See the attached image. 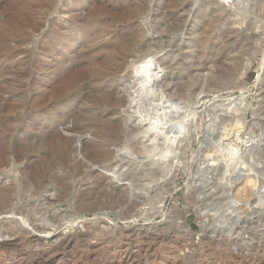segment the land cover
<instances>
[{
	"label": "rangeland",
	"instance_id": "obj_1",
	"mask_svg": "<svg viewBox=\"0 0 264 264\" xmlns=\"http://www.w3.org/2000/svg\"><path fill=\"white\" fill-rule=\"evenodd\" d=\"M231 3L0 0V264H264V0ZM146 124L160 136L129 139ZM78 163L73 192L125 198L57 201Z\"/></svg>",
	"mask_w": 264,
	"mask_h": 264
},
{
	"label": "bare ground",
	"instance_id": "obj_2",
	"mask_svg": "<svg viewBox=\"0 0 264 264\" xmlns=\"http://www.w3.org/2000/svg\"><path fill=\"white\" fill-rule=\"evenodd\" d=\"M138 1L140 2V0H138ZM220 1H222L224 3H227V4L230 3V5L232 4L231 3V0H220ZM123 5H124V2H123ZM120 7H123V6L120 5L119 8ZM128 33H130V35H132V36L135 34L134 30H131V29H130V31ZM144 51H145L144 50V47H140L137 51L134 52V55L133 56L136 57L137 53L144 52ZM145 56H146V54L143 55V56H141L143 58H138L140 60L139 63L137 61L138 59L136 60L137 61V70L136 71H133V73H135V75H137V73L141 72L140 73L141 74V77H140V79H137V80L134 79L135 81H133V88H138L139 86H141V83L142 82L143 83L144 82L145 83H148L150 81V78H144V76H146V73H144L145 72V69H144L145 67L141 65V63L143 62V59H145ZM223 58H224V56L221 55L217 59L218 63L221 64ZM238 67H239L238 62L234 61L232 67H227L226 70L225 69L222 70V71H224V70L225 71L220 74V79L221 80H227V79L233 78L232 76L233 75L235 76L237 74V72L239 71L238 70L239 69ZM149 75H150V73H149ZM235 78H236V76H235ZM220 79H215V81L216 82L217 81L219 82ZM136 99H137L136 97L134 98V97L131 96L130 99L128 100V103H132ZM111 101L112 100H110V102ZM111 104L112 105L114 104L115 107H119V106H121L122 101L121 100H116V101L111 102ZM140 124H141V122H140ZM148 125L147 124L144 125L145 127L142 129V131H134L133 130L134 132H132V134H130L129 139H133L134 136H139L142 139L145 138L146 136H150V137H152V136L153 137L160 136L158 130L154 126H148ZM126 136H128V134H126ZM162 139H163L164 142H166L169 138L165 137V138H162ZM97 146H99V145H97ZM74 151H75V149H74ZM90 153H92V152H90ZM13 157H15V156H13ZM165 157H166V154H163L160 157V159H163ZM79 164L80 163L75 164L72 167L66 166L67 167L66 168V173H64V174L62 173L59 176H54V183L57 186V190H56V194H55L57 201H59L61 203L62 202H66V204H67V202L70 199V196H72V198L75 199V204L77 205L76 206V210L79 211V212H81L82 210H89V209L92 210V209H95V208H97V207H99L101 205V202H100L99 199L91 200V197L93 195H96V194L102 195V196L106 197V199H108L109 201H114V202L116 200L122 201V199L125 198L126 194H119L118 192H113V191H109L108 192L105 187H102L103 185H102V183L99 180H93L92 183H91V185L88 186L86 189H84L82 191H77L76 193L73 192V186H72V184L68 180L70 178H74V176H75L76 173L79 174ZM52 166H53L52 163H47V165L45 167V170L51 171V167ZM37 172H38V169H35V170L31 171L28 174V176H25L22 179H19V183L17 184L18 185V190H17V195H16V199L18 201L23 197V195L25 194L26 191H30L33 195H40L42 193V188L44 187V185H43V182L44 181L38 180V173ZM91 174H92L91 172H88L87 175L90 176ZM132 180H134V178H132ZM9 188L12 189V185L9 186ZM92 190H94V192H92ZM247 191H248L247 190V186L245 184V185H243L241 188H239L237 190V194L240 197H243V196H246L247 195ZM9 201H10V196L7 193V190L6 189H0V206H7L8 203H9ZM31 205H30V208H29V211L30 212H32V213L35 212L36 214L39 213V215H40L41 218H44L45 217V215H46V211L45 210H41L40 208L33 207ZM20 210H21V207H20ZM222 218L223 219L225 218V220L223 222H221L222 223L221 224L222 226H221L220 229H221V233L223 234L224 242L227 245V242H228V239H229L227 237V235L232 230V223L230 222L229 219H232L233 217L230 218L228 216H223ZM220 221H221V219L219 220V222ZM4 246H5L4 244H0V250ZM207 250H208V248H207Z\"/></svg>",
	"mask_w": 264,
	"mask_h": 264
}]
</instances>
